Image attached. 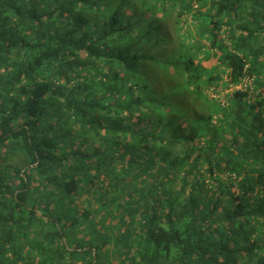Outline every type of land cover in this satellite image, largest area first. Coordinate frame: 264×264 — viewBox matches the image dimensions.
<instances>
[{
    "label": "trees",
    "instance_id": "trees-1",
    "mask_svg": "<svg viewBox=\"0 0 264 264\" xmlns=\"http://www.w3.org/2000/svg\"><path fill=\"white\" fill-rule=\"evenodd\" d=\"M0 264H264V0H0Z\"/></svg>",
    "mask_w": 264,
    "mask_h": 264
},
{
    "label": "rangeland",
    "instance_id": "rangeland-1",
    "mask_svg": "<svg viewBox=\"0 0 264 264\" xmlns=\"http://www.w3.org/2000/svg\"><path fill=\"white\" fill-rule=\"evenodd\" d=\"M249 83H248V80H245V82L242 84V85H240L239 84V86H241V87H243V86H247ZM228 91V90H227ZM225 89H222V87L218 84L216 87H214V88H211L210 90H209V93L212 95V96H216V95H218V96H224L223 98H225V95H224V93H226L227 92ZM217 96V97H218ZM258 97L259 96H257V95H255L254 96V99H252V103H255L256 102V100L258 99Z\"/></svg>",
    "mask_w": 264,
    "mask_h": 264
},
{
    "label": "built area",
    "instance_id": "built-area-1",
    "mask_svg": "<svg viewBox=\"0 0 264 264\" xmlns=\"http://www.w3.org/2000/svg\"><path fill=\"white\" fill-rule=\"evenodd\" d=\"M244 82H245V81H244ZM244 82H243V83H244ZM248 83H249V80H248ZM248 85H249V84H248ZM245 86H246V85H245ZM240 87H241V86H239V85L236 86V88H240Z\"/></svg>",
    "mask_w": 264,
    "mask_h": 264
}]
</instances>
